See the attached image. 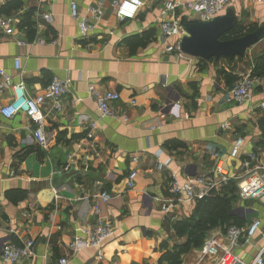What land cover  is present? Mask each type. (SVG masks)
Masks as SVG:
<instances>
[{"label": "crops", "instance_id": "crops-1", "mask_svg": "<svg viewBox=\"0 0 264 264\" xmlns=\"http://www.w3.org/2000/svg\"><path fill=\"white\" fill-rule=\"evenodd\" d=\"M71 1L1 0L0 10L19 24L28 19L30 29H18L10 37L0 32V70L13 83L23 80L31 96L40 94L53 77L67 79L69 85L57 108L46 102L41 109L46 148L35 143V125L22 114L10 120L0 116V253L6 243L22 247L31 241L32 255L15 264H54L63 257L69 264H158L162 244L170 250L186 242L175 237L169 223L189 218L196 204L183 203L168 215L160 211L161 202L170 197V173L186 179L213 171V155L229 173L242 172L254 150L264 168V148L255 146L264 115L258 108L264 103V81L258 79L250 103L228 105L227 91L250 75L252 61L235 69L221 63L232 62L227 59L165 53L158 15L163 3L172 0H141L144 6L137 16L124 22L116 19L111 0H74L80 14L102 4V16L85 40L79 39L69 16ZM227 10L243 17L242 27H264L262 4L232 0ZM44 14L51 15V23L42 20ZM147 31L154 32L152 40L131 54L128 39ZM15 58L21 74L14 69ZM88 86L117 92L119 101L113 106L122 118L100 119L87 97ZM10 98V90L1 91L0 108ZM93 122L97 128L88 138ZM237 138L243 139V147L234 160L229 152ZM174 143L180 146L174 148ZM70 170L73 175L52 183L54 175ZM132 171L137 177L128 190L125 180ZM9 191H24L26 197L14 204L7 199ZM103 192L112 197L106 205L98 199ZM238 201L244 203L236 208L232 204V214L244 221L242 228L260 221L257 234L235 250L250 261L264 244V200ZM95 206L110 221L112 236L99 251L73 253L68 246L78 230L96 222ZM224 232L212 228L205 238ZM198 250L183 255L181 264H216L202 259ZM0 264L6 263L0 258Z\"/></svg>", "mask_w": 264, "mask_h": 264}, {"label": "built area", "instance_id": "built-area-1", "mask_svg": "<svg viewBox=\"0 0 264 264\" xmlns=\"http://www.w3.org/2000/svg\"><path fill=\"white\" fill-rule=\"evenodd\" d=\"M253 4L264 5V0H249ZM0 0V6H1ZM232 0H172L165 1L158 15V30L163 42L164 52L181 54V39L186 35L183 31L180 20L182 18L188 21L209 22L212 19L224 15ZM111 6L114 10L116 19L120 22L134 19L144 6L141 0H111ZM102 4L98 3L86 9L84 14L79 13L77 3L72 0L69 4V16L75 22L78 29V37L81 40L87 39L93 29V22L100 20L102 16ZM42 20L49 24L52 17L49 14L42 15ZM19 22L13 15H3L0 12V32L5 36H13L19 30ZM22 45V42H18ZM14 69L21 74L20 60H13ZM257 79L250 75L243 76L237 80L227 91L225 102L228 105H243L252 101L253 91L257 84ZM69 80H61L53 77L48 86L40 93L34 96L28 95L26 84L23 80L13 83L12 79L6 73L0 70V92L3 90L11 91V98L0 108V116L5 120H10L18 114H22L34 125L32 133L33 140L40 148H46L47 139L43 133L41 120V109L46 102H50L54 107H58L61 98L68 93ZM99 114L100 119L104 118H122L118 115L114 104L119 101V94L113 91H100L95 86H88L86 91ZM134 105V102H131ZM259 108L264 110V104ZM127 121V118H123ZM90 131L88 138H92V133L97 128L96 123H89ZM243 147V139L237 138L230 149L229 157L237 159ZM216 161L213 171L203 175H195L188 178H180L174 173L169 174L167 191L169 200L161 202L160 211L168 215L186 202H198L210 198L221 192L229 182H233L237 188V195L241 201H262L264 200V168L260 165L255 155H251L243 162V171L229 173L223 168L217 155H213ZM135 161V159H133ZM158 170L164 166L157 164ZM137 173L130 172L125 180L126 188L133 189ZM102 205L108 204L112 197L103 192L98 196ZM93 213L96 216V222L92 227L78 230L68 246L69 250L74 252L83 249H96L99 251L112 236V225L110 221L102 214L101 208L95 206ZM260 228V221L253 220L246 227L229 226L223 234L212 233L207 236L199 248V256L202 259L214 260L216 264H264V244L256 251V254L250 261H243L236 254L235 250L248 242L257 234ZM33 243L27 241L22 247H16L11 243H6L2 250L0 258L6 264H15L24 258L32 255L31 248ZM97 260L102 256L97 252ZM54 264H69L68 259L63 257Z\"/></svg>", "mask_w": 264, "mask_h": 264}, {"label": "trees", "instance_id": "trees-1", "mask_svg": "<svg viewBox=\"0 0 264 264\" xmlns=\"http://www.w3.org/2000/svg\"><path fill=\"white\" fill-rule=\"evenodd\" d=\"M16 8L17 7L13 6L11 9ZM1 13L4 15L10 14L8 11H1ZM257 28L256 25H251L245 28L236 23L235 27L228 34L224 35L221 40L237 39L254 32ZM18 29H26L29 32L30 24L28 19H23L18 25ZM153 35V31H147L139 36L136 35L130 37L128 39V44L131 49V54L135 48L144 47L149 43V41L152 40ZM252 63L253 69L250 76L264 81V50L252 60ZM258 127L260 131V139L255 146L264 148V115L259 119ZM171 144L172 143L168 146H171ZM178 146L180 145L176 143L172 145L174 148ZM256 154L257 153L254 150L253 155ZM6 196L7 199L16 204L26 197V193L24 191H9ZM235 196L237 197L235 184L229 182L222 188L219 194L196 202L189 218L173 224L169 223L175 233V237L178 239L186 238V242L179 246H173L170 250L167 249L166 244H162L160 246L162 255L158 260V264H181V257L183 255L202 246L206 232L209 229L219 228L221 232H224L231 225L238 227L243 226L244 221L232 214V204L235 201Z\"/></svg>", "mask_w": 264, "mask_h": 264}, {"label": "water", "instance_id": "water-1", "mask_svg": "<svg viewBox=\"0 0 264 264\" xmlns=\"http://www.w3.org/2000/svg\"><path fill=\"white\" fill-rule=\"evenodd\" d=\"M236 23L237 19L231 10L209 22L188 21L182 18L180 25L186 35L181 39L180 52L203 61L243 57L249 48L264 39V27H258L254 32L237 39L221 40ZM70 175H73L72 170L54 175L52 183L58 178L65 180Z\"/></svg>", "mask_w": 264, "mask_h": 264}, {"label": "rangeland", "instance_id": "rangeland-1", "mask_svg": "<svg viewBox=\"0 0 264 264\" xmlns=\"http://www.w3.org/2000/svg\"><path fill=\"white\" fill-rule=\"evenodd\" d=\"M243 17L241 16V17H239V18H236L237 19V24H240L241 25V23L243 24V19H242ZM243 21V22H242ZM246 24V23H245ZM248 24H249V22H248ZM257 26L258 27H260V26H262V24H257ZM264 41V40H263ZM262 50H264V42L263 43H260V44H258V45H256V46H253V47H251V48H249L246 52H245V55L243 56V57H240V58H236V60H231L232 62H227L226 60L225 61H221V63L222 64H224L225 66H228V67H230V66H232V68H235V69H239L240 67H242V66H247V65H249L250 64V62L256 57V56H258V55H260L261 53H262ZM239 65V66H238ZM242 70V69H241ZM251 75V74H250ZM251 77V76H250ZM251 78H253V77H251ZM254 79H256V78H254ZM258 80V79H257ZM262 104H264V103H262ZM258 108H259V106H258ZM239 199H238V197H236L235 196V201H234V207L236 208L237 206H239V204L241 205L242 203H244V202H240V201H238ZM247 203V202H246ZM244 206H247V204L246 205H244Z\"/></svg>", "mask_w": 264, "mask_h": 264}]
</instances>
